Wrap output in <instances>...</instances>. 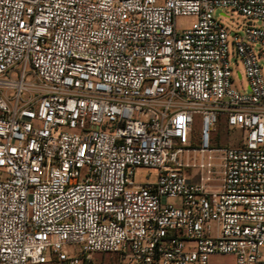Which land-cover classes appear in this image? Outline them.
I'll return each mask as SVG.
<instances>
[{"label": "built area", "instance_id": "1", "mask_svg": "<svg viewBox=\"0 0 264 264\" xmlns=\"http://www.w3.org/2000/svg\"><path fill=\"white\" fill-rule=\"evenodd\" d=\"M94 255L264 264V0H0V264Z\"/></svg>", "mask_w": 264, "mask_h": 264}, {"label": "rangeland", "instance_id": "2", "mask_svg": "<svg viewBox=\"0 0 264 264\" xmlns=\"http://www.w3.org/2000/svg\"><path fill=\"white\" fill-rule=\"evenodd\" d=\"M225 13L226 18H220V14ZM215 18L219 19L220 22L223 24V26L226 28L228 33H241L243 32L246 25L249 23H252L256 26H259L257 22H249L247 19L239 16L236 12L230 11V10H223V11H217L215 13ZM195 19L192 17H178L175 19V25L179 30L187 29L189 28L193 23ZM232 76H233V82L235 88L242 92L243 90H247V80L242 72V66L238 62L237 66L232 68ZM236 72L242 73V79L239 80L238 76L236 75ZM200 131V122L199 119L195 118L194 124H193V133L195 136L199 134ZM214 146H223L227 144L226 138H219L214 141ZM155 170L151 169H137L135 171V183L136 184H145V183H152L155 181ZM94 264H124L119 263L118 259L114 255H94ZM209 264H235V260L232 256L229 255H216L211 256L209 258Z\"/></svg>", "mask_w": 264, "mask_h": 264}, {"label": "crops", "instance_id": "3", "mask_svg": "<svg viewBox=\"0 0 264 264\" xmlns=\"http://www.w3.org/2000/svg\"><path fill=\"white\" fill-rule=\"evenodd\" d=\"M220 15H222V13Z\"/></svg>", "mask_w": 264, "mask_h": 264}]
</instances>
